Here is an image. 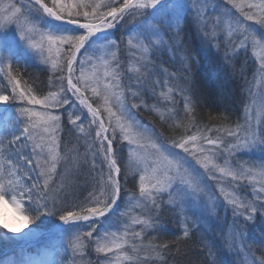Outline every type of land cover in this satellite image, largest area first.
<instances>
[{"label":"snow or ice","instance_id":"obj_1","mask_svg":"<svg viewBox=\"0 0 264 264\" xmlns=\"http://www.w3.org/2000/svg\"><path fill=\"white\" fill-rule=\"evenodd\" d=\"M226 3L242 17L223 24L229 36L238 34V42L229 41L228 46L233 53L249 47L260 49L255 71L264 76V0H226ZM227 12L221 8L217 15L216 0H21L20 6L0 4V35L14 31L39 62L48 66L43 71L51 73L46 82L47 95L42 92L38 95V86L33 87L38 77L34 78L26 69L21 71L0 54V106H10L4 109L9 115L0 125V137L6 136L8 140L7 162L0 163V201L10 198L23 221L15 227L7 221L0 222V232L4 233L0 240L16 248V255L0 259V264H64L70 253L82 254L88 247L86 238H93L94 234L96 253L105 256L115 253L119 257L117 250L124 248L127 241L121 242L122 237L111 231L110 226L127 214L122 211V198L129 203L137 198L145 202L144 207L151 214L149 219L133 221L142 230L151 229L153 234L163 231L158 223L163 206L183 220L185 237L202 231L212 219H219L226 206H232L233 220L229 225L232 231L224 239V251L245 252L252 257L249 264H264V159L257 162L244 159L245 154H264V122H253V116L246 110L242 124L226 129L232 137L227 143L220 135L208 134L219 133V129L196 128L191 132L189 127H196L192 117L201 100L192 73L200 60L184 45L185 28L190 25L202 49L212 52L216 26ZM209 19L214 22L212 38L207 26ZM47 21L72 26L75 32L52 31L45 27ZM130 24L134 26L129 28ZM253 24L259 27L260 34ZM117 33H121L119 38ZM5 47L0 40V51ZM215 51H220L219 44ZM169 53L170 60L175 58L173 63L180 74L177 76L165 68L164 73L174 78L175 83L167 92L157 95L160 81L151 76L155 75L157 62ZM97 60L102 64L97 65ZM86 67L102 71L86 75ZM234 75L226 61L213 72L221 100L228 78ZM177 95L188 118L178 138L165 137L154 126L138 119L136 110L145 106L144 97L148 96L165 104L167 115L155 106L145 110L156 111L161 122L179 127L174 123L178 115ZM101 112L106 116L101 117ZM85 122L90 130L87 136L91 168L97 175L95 190L78 199L63 182L67 168L57 173L58 163L63 159L57 133L64 130V124L71 126L69 132L84 133ZM17 126L19 133L6 134L10 127ZM122 141H127V146ZM29 144L31 149L25 151ZM125 148L130 154L127 158ZM143 149L151 151L142 155ZM130 175L133 179L138 175L139 197L128 188ZM257 176L251 199L238 200L224 186L227 180L234 192L241 181ZM57 177L59 182L54 183ZM209 180L216 184L209 185ZM146 181L151 184V191L146 188ZM22 204L27 205V214ZM47 216H56L62 224L55 226L48 243H42L41 218ZM257 223L261 233L255 241L259 259L255 258L253 242L248 238L250 228ZM129 227L126 226L124 236L128 235ZM132 235L130 247L135 253L129 257L132 264H169L173 249L167 243L144 245L141 239L137 244L135 238L141 237V231L132 229ZM57 243L64 253L59 261L52 258L50 250ZM201 247L211 252L215 245ZM151 253H155V259ZM97 264H111V260H98ZM213 264H224V260L217 255Z\"/></svg>","mask_w":264,"mask_h":264},{"label":"trees","instance_id":"obj_2","mask_svg":"<svg viewBox=\"0 0 264 264\" xmlns=\"http://www.w3.org/2000/svg\"><path fill=\"white\" fill-rule=\"evenodd\" d=\"M117 33V38H119ZM218 35H222L221 32ZM220 51L217 52L215 49L212 52H208L202 49L200 39L195 35L190 25L185 28L184 45L192 50L193 54L199 57L200 63L192 69L193 76L199 88L201 100L199 106L194 110L193 119L195 120L196 127L191 128V132H195L196 128L201 131L205 129H229L236 127L237 123L244 118L245 109L249 103V94L251 93V87L254 81L255 69L257 63L249 50L240 54L233 53L232 48L228 46V43L221 44L219 42ZM170 54L163 55L161 60L157 62L158 67L153 69V72L162 73L161 71L165 68L168 72H175L179 76V70L176 64L173 63L174 57L170 60ZM234 56V57H233ZM227 62L229 68L235 73L234 77L230 76L226 85V93L221 100L217 93L216 82L213 77V72L222 67L224 62ZM13 63L20 67L21 71L27 70L34 78H37L36 84L33 87L39 88L38 95H47L48 88L46 82L51 73H45L43 71L44 66L36 64L33 60H30L28 56L23 53H16L15 60ZM143 71V70H142ZM131 75H133L131 73ZM244 76V79H241ZM153 80L154 75L151 76ZM27 79V77H25ZM165 85V82L163 83ZM157 95L160 93V89L157 85ZM145 106L137 109L138 117L143 120L145 124L154 126L159 132L163 133L165 137H179L183 132V125H186L185 121L188 120L185 112L178 114L177 123L179 127L173 128L170 126L172 122H161L156 111H147L145 107L155 106L160 111H166V105L163 103H157L154 99L148 96L144 97ZM175 100L181 98L177 95ZM182 105V103H181ZM179 105H176V109H179ZM101 116L105 117L106 113L101 112ZM71 126L64 124V129L60 135V155L63 157L59 161L57 167V173H62L67 168V174L63 177V182L68 186L70 193L74 194L76 198L83 199L86 197L90 190H95L94 177L97 175V171L91 168V154L90 145L88 140L90 137L87 136L88 131L84 133L75 130L69 132ZM212 136L217 133L216 131H210ZM122 145L126 146L122 142ZM129 153L127 148L124 149V158H127ZM35 175V172H33ZM128 188L139 194V178L138 175L133 179L129 176ZM54 183L59 182V177L53 181ZM122 211L130 207L129 201L122 198ZM117 211L114 209V212ZM25 214L29 212L27 205L24 208ZM160 212L162 213L160 221L162 224L163 231L161 233H152L151 229H145L141 234V239L144 245H157L167 243L169 248L173 249L169 264H213L214 259L217 255L221 256L224 260V264H238V260L231 257L227 252L224 251L225 245L217 234L215 227L213 226L212 232L206 233L204 230L196 232L189 237L183 235L185 224L182 219H177L175 212L168 210L165 207H161ZM151 214L144 212L142 217L149 219ZM123 216V215H122ZM44 222L40 225V231H48L51 228L61 224L62 222L56 216H47L41 218ZM39 223V221L37 222ZM191 231V230H190ZM4 235L0 232V237ZM260 225L257 223L249 230V240L252 241V252L256 259L260 258V251L257 250L255 241L260 237ZM141 240L139 241V244ZM214 244L215 248L211 252H206L202 245L211 247ZM13 245L6 244L0 240V253L4 250L12 247ZM179 249V251H176ZM92 249L88 248V253ZM92 256H95L94 252H91ZM134 257L135 253L129 252ZM155 259V253L150 254ZM99 258V254L97 255ZM95 259V258H94ZM96 261L98 259H95ZM158 264V262H157ZM240 264V263H239Z\"/></svg>","mask_w":264,"mask_h":264},{"label":"rangeland","instance_id":"obj_3","mask_svg":"<svg viewBox=\"0 0 264 264\" xmlns=\"http://www.w3.org/2000/svg\"><path fill=\"white\" fill-rule=\"evenodd\" d=\"M20 2L21 0H0V4H9V3H16L17 6H20ZM216 5H217V15H220V9L221 8H225L228 10L227 15L223 16L221 19V24L216 26V35L215 38L213 40V48L215 49L216 44H220V40H221V44H225V42L228 43L229 45V41L232 42H238V34L234 33L232 36L228 35L227 30L223 27V24L227 22L228 19H242V17L240 16L239 12L237 10H234L231 8V5H228L226 3V0H216ZM247 10V9H246ZM249 24H252V22H246ZM213 20L209 19L207 22V26H208V31H209V38H212L211 33L213 31ZM134 25L130 24L129 28L133 27ZM45 27L46 28H50L52 31H56L58 33H74L75 29L74 28H69L66 27L64 25H60L58 22H54V21H47L45 23ZM253 27L258 29V34L259 33V27L257 25L253 24ZM128 29H125V31H127ZM221 32L222 35H218V33ZM121 36V33L120 35ZM0 40H3L6 44V47L0 51V54L6 56L8 58V60L10 62H13L15 60V55L16 53H23V55L28 56L30 60H33L36 64L44 66V67H48L47 65H43L39 62L38 58L36 57V55L32 52V50H30L22 40H20L19 36L14 32V31H9L6 34L0 35ZM247 50H249L251 52V54L253 55L256 63H257V67H258V54L261 52L260 49H253L251 47H249ZM246 50V51H247ZM242 52H245V50H240L238 52H236L237 54H240ZM170 54V53H169ZM97 55L102 56V53H98ZM234 57V56H233ZM95 63L97 65L102 64V61L97 60L95 61ZM134 63V62H133ZM139 66V65H137ZM102 71V68H91V67H86L85 68V74L86 75H90L93 71ZM142 71V69H141ZM162 73H158L156 72V76H159V81L160 82H165L167 85L166 86H159L160 92H167L168 88L170 87V84H172V86L175 83L174 78H170L167 76L166 73H164V71H161ZM133 75H135L134 73H132ZM131 75V73H130ZM173 92L175 93L177 90L175 87H173ZM89 95L91 94L90 92L88 93ZM249 103L245 109V113H244V117L246 115V110H248L250 112V114L253 116L254 120L253 122H256V120H260L261 122H264V115H261L262 112H264V76H261L259 73H255L254 76V81L251 87V93L249 94ZM182 103V105H181ZM164 105V104H163ZM176 105H179L178 107H180L179 109H176L178 114L183 112V102L182 100H175V107ZM10 108V106H0V125H2L4 123V118L6 116L9 115V113L5 112L4 109L5 108ZM37 108H39V106H37ZM177 108V107H176ZM62 111V110H60ZM4 113V114H3ZM177 117L180 116H176L175 118V123H177ZM181 118V121H185V123L188 124V120H182L183 118ZM138 119L143 122V120L141 118L138 117ZM188 119V118H187ZM244 121V118L240 121V124H242ZM144 123V122H143ZM145 124V123H144ZM94 127V126H93ZM190 128H192L191 126H189ZM85 128L86 131H90L87 128V122H85ZM236 127L233 128H229V129H234ZM20 131V127L17 126L15 128H9V131L6 133L7 135H13L16 133H19ZM209 135L212 136L211 132L208 133ZM60 135L61 132L57 133V136L59 137V143H60ZM216 135H220L224 138L225 143H227V141L231 140L232 137H229L227 135L226 129H221L219 131V133H215L214 137ZM123 143L126 144L127 146V141H122ZM7 144H8V140L5 137H0V149H4V151H0V163H5L7 162L8 156L5 154L6 153V149H7ZM221 147H223V145H221ZM61 148V147H60ZM59 148V151H60ZM31 149V144H29L28 149H25V151H29ZM151 151V149H143L141 150V154L142 155H147L149 152ZM130 155V154H129ZM245 160H249L252 162H257L260 159H264V154H261L259 152L256 153H252V154H245L244 157ZM59 164V163H58ZM58 167V166H57ZM140 167H143V164L140 165ZM216 175H219V173H217ZM259 179V177H254V178H250L249 180L246 181H241L240 187H237L235 189V191L233 192L232 186L230 184H228L227 180L225 181V188L226 191L231 192L233 195L237 196L238 200H242V199H251L252 197V184L255 183L257 180ZM209 185H215L216 181L214 180H209L208 181ZM146 188L151 191V184H149L146 181ZM216 194L219 195V189L218 187L216 188ZM137 197H139V194H137ZM221 199H223L221 197ZM0 203H5V207L7 208H12V210H14V214L16 215L17 213V209L14 207V205L12 204L10 198L6 197L4 201H0ZM130 207L127 209H124V212H126V215H123L120 217L119 220H114V222L112 223V225L110 226V230L111 231H116L117 232V236L118 237H122L121 242L123 241H127V243L125 244L124 248L117 250L119 253V257H117V255L115 253H108L107 256H105L104 253H96L95 251V240H96V236L94 234L93 238H86L85 242L88 244V247L84 248L82 250V254H76V255H72L71 253L68 255V258L65 260L64 264H73V260H75V264H97V261H103L106 259L111 260V264H132V261L129 259V257H132L129 252L131 251V243L133 242V235H132V229H135L136 231H141V234L144 230H142L140 225L134 224L133 221L137 218L139 219H145V217H142L144 212H147V209L144 207L145 202L142 199H135L134 201H132V203H129ZM24 208H25V204H22V209L24 212ZM232 206H226L219 214V219H212L208 224L204 225V231L206 233H210L213 231L212 228L213 226L215 227L218 236L220 237V239L222 240V243L224 244V239L225 237H230L231 235V231L232 229L229 228V225H231L232 220H233V216H232ZM25 213V212H24ZM8 214L11 215V213L8 211ZM20 215V216H19ZM17 214V216H14V223L11 224L12 226H21L23 221L21 220V214ZM6 216V215H5ZM191 219V217H190ZM6 220V219H5ZM1 216H0V222L5 221ZM8 221V220H7ZM62 224V223H61ZM59 224V225H61ZM130 225L131 227L127 228L128 231V235L124 236V232L126 230V226ZM64 228L66 229L67 226H64ZM55 229V227L51 228L48 231H41L42 233V238H41V242L42 243H48L49 239H50V233L53 232V230ZM98 231H101L100 229H98ZM141 240L140 238H135V242L137 244H139V241ZM101 242H103L101 240ZM226 247V245H225ZM88 248L92 249L91 252H94L95 256H92V253H88ZM53 253V259L56 260H61L64 258V253H63V249L62 247H60V244L57 243L54 247H52L50 249ZM59 252V255H56V253ZM227 253L231 256L234 257L235 260H238V264H249L250 260H251V256L247 255L245 252H241L239 254H237L235 252V250H229L227 251ZM99 254V258H97V255ZM16 255V248L15 246H12L6 250H4L2 253H0V259H7L10 256H15ZM98 259L97 261L95 259Z\"/></svg>","mask_w":264,"mask_h":264},{"label":"bare ground","instance_id":"obj_4","mask_svg":"<svg viewBox=\"0 0 264 264\" xmlns=\"http://www.w3.org/2000/svg\"><path fill=\"white\" fill-rule=\"evenodd\" d=\"M8 211L11 213L8 214ZM17 214H21L20 212L17 211L16 215L14 214V210H12V208H7L5 207V203H0V216L7 222H9L10 224L14 223V216H17ZM6 215V216H5ZM20 216V215H19ZM18 217V216H17Z\"/></svg>","mask_w":264,"mask_h":264}]
</instances>
